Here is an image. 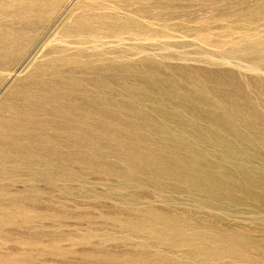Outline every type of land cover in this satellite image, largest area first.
Returning <instances> with one entry per match:
<instances>
[{"label":"rangeland","instance_id":"374dc122","mask_svg":"<svg viewBox=\"0 0 264 264\" xmlns=\"http://www.w3.org/2000/svg\"><path fill=\"white\" fill-rule=\"evenodd\" d=\"M0 6V29L40 22L0 102L65 59L114 117L94 158L15 179L33 205L3 208L0 264H264V0Z\"/></svg>","mask_w":264,"mask_h":264},{"label":"bare ground","instance_id":"6f19581e","mask_svg":"<svg viewBox=\"0 0 264 264\" xmlns=\"http://www.w3.org/2000/svg\"><path fill=\"white\" fill-rule=\"evenodd\" d=\"M83 22L80 20L78 23ZM38 25L40 22L34 21L23 24L21 28L9 25L0 29V73L16 68L30 49L35 39L31 32H38V29H33ZM83 31L76 26L72 33L80 36ZM86 33L96 41L95 28L86 30ZM73 55L84 57V52L78 51ZM47 63L49 70L30 73L0 102V225L2 218L8 217L3 208L13 210L10 213L12 217L21 210L26 214L27 208L33 205L32 200L24 203L13 195L17 177L31 179L40 174L47 179L52 174L62 173L70 162L90 160L97 155V146L104 139L99 132L112 131L111 94L105 92L104 98L99 97L97 90L100 84L96 77H81L88 73L97 75L99 69L96 65L93 63L89 68L78 70L65 59ZM108 79H111L110 75ZM2 82L4 80L0 77V85ZM31 188L34 187L30 186L29 192ZM14 231L12 229V234Z\"/></svg>","mask_w":264,"mask_h":264}]
</instances>
